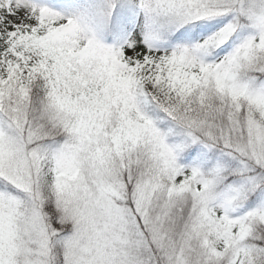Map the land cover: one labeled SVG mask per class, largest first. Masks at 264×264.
<instances>
[{
  "label": "snow or ice",
  "instance_id": "snow-or-ice-1",
  "mask_svg": "<svg viewBox=\"0 0 264 264\" xmlns=\"http://www.w3.org/2000/svg\"><path fill=\"white\" fill-rule=\"evenodd\" d=\"M0 264H264V0H0Z\"/></svg>",
  "mask_w": 264,
  "mask_h": 264
}]
</instances>
